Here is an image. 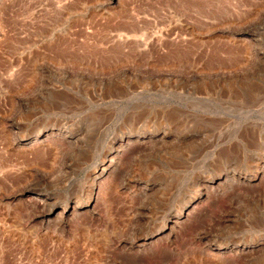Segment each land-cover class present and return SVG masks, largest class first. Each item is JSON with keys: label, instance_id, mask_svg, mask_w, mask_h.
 Segmentation results:
<instances>
[{"label": "rangeland", "instance_id": "rangeland-1", "mask_svg": "<svg viewBox=\"0 0 264 264\" xmlns=\"http://www.w3.org/2000/svg\"><path fill=\"white\" fill-rule=\"evenodd\" d=\"M263 138L264 0H0V264H264Z\"/></svg>", "mask_w": 264, "mask_h": 264}, {"label": "bare ground", "instance_id": "bare-ground-1", "mask_svg": "<svg viewBox=\"0 0 264 264\" xmlns=\"http://www.w3.org/2000/svg\"><path fill=\"white\" fill-rule=\"evenodd\" d=\"M59 1V0H58ZM61 1V0H60ZM109 1H113V0H109ZM119 1V0H118ZM208 1V0H207ZM92 2V1H91ZM105 2V1H104ZM107 2V1H106ZM204 2H206V1H204ZM218 2V1H217ZM60 3V2H59ZM215 3V2H214ZM107 4H108V2H107ZM211 4V3H210ZM237 4V3H236ZM75 5V4H74ZM103 5V4H102ZM105 5H106V3H105ZM109 5V4H108ZM31 6V5H30ZM217 6V5H216ZM222 6V5H221ZM60 7V6H59ZM27 8V7H26ZM33 8V7H32ZM46 8V7H45ZM118 8V7H117ZM206 9H208V7L206 8ZM206 9H205V12H206ZM240 9V8H239ZM39 12H41V11H39ZM30 14V13H29ZM56 14V13H55ZM21 15V14H20ZM22 16V15H21ZM33 21V20H32ZM22 22V21H21ZM27 24V23H26ZM32 25V24H31ZM52 30V29H51ZM55 45V44H54ZM53 45V46H54ZM65 45V44H64ZM86 45V44H85ZM56 46V45H55ZM59 46V45H58ZM62 46H63V44H62ZM66 46V45H65ZM57 47V46H56ZM50 49V48H49ZM24 50V49H23ZM22 50V51H23ZM21 51V50H20ZM21 51V52H22ZM28 51V50H27ZM78 51V50H77ZM50 52H52V51H50ZM67 52H68V48L67 47H60L59 46V49L58 48H55L54 49V53H55V56L56 57H58L59 59H64V57L66 56V54H67ZM69 53H70V51L68 52V55H69ZM40 54V53H39ZM27 55V54H26ZM74 55V54H73ZM72 57V56H71ZM78 57V56H77ZM54 58V57H53ZM58 59V60H59ZM42 60V59H41ZM45 60V59H44ZM49 60V59H48ZM19 61H20V59H19ZM51 61H53V60H51ZM62 61V60H61ZM46 63V64H45ZM45 65L44 64H40L41 66H38L36 69H37V71L39 72V74L41 73V71L43 72V71H57L59 74H64V73H67V72H69V70L70 71H72V72H76L77 73V71H79V70H76L77 68H74V67H70V66H67V65H64V63H63V65H57V66H55V65H52V64H50L49 62H46L45 61ZM56 64V63H55ZM79 69H81V67L79 68ZM82 71V70H81ZM37 72V73H38ZM74 72V73H75ZM75 73V74H76ZM80 73V72H79ZM14 74V73H13ZM69 76V75H68ZM59 77V76H58ZM63 77V76H62ZM77 81V80H76ZM27 98V97H26ZM21 99H19V100H17L18 102L20 101ZM24 101V100H23ZM29 101V100H28ZM24 105V104H23ZM47 125V124H46ZM42 127V126H41ZM40 128V127H39ZM39 128H37V129H39ZM44 128V127H43ZM59 128V127H58ZM34 129V128H33ZM259 129V128H258ZM53 131V130H52ZM54 133V132H53ZM58 133V132H57ZM66 134H68V133H66ZM28 135V134H27ZM51 135V132H50V130H48V131H44V130H38L31 138L32 139H34V140H37L38 138H41V139H44V138H48L49 136ZM138 135V134H137ZM53 136V135H52ZM76 136V135H75ZM263 136V135H262ZM44 137V138H43ZM77 137V136H76ZM139 137V136H138ZM19 138V137H18ZM25 138V137H24ZM66 138V137H65ZM136 139H137V137H135ZM119 139V138H118ZM124 139V138H123ZM126 139V138H125ZM128 139V138H127ZM131 139V138H130ZM133 139V138H132ZM72 141V140H71ZM127 141V140H126ZM129 141V140H128ZM127 141V142H128ZM139 141V140H138ZM143 141V140H142ZM129 143V142H128ZM134 143V142H133ZM146 143V142H145ZM72 144H74V143H72ZM118 144V143H117ZM125 144V143H124ZM263 144H264V138H263ZM119 145V144H118ZM117 145V146H118ZM123 145V144H122ZM121 145V146H122ZM117 146L115 147V149L113 150V154L114 155H116V153H117V150H119L120 148H117ZM120 146V145H119ZM124 148V147H123ZM264 148V147H263ZM117 149V150H116ZM125 149V148H124ZM264 150V149H263ZM109 152V151H108ZM261 153V152H260ZM262 153H264V152H262ZM262 153L260 154L261 155V157H259L258 158V160H257V166H256V168H255V171L249 176V178L246 180V181H250V180H253V179H255L256 180V177H259V175H258V168H261L262 167V162H263V160H262ZM118 156V155H117ZM118 158V157H117ZM117 160V159H116ZM102 163V162H101ZM110 160L108 161V164H103L102 165V170H104V169H106L107 170V168H108V166L110 165ZM93 173V178H92V181L90 182V186H89V188H88V192H87V194L85 195V198H84V201H83V203L81 204V203H78V202H75L74 203V207H72V206H68V205H66L65 203L63 204H61V206L60 207H58V206H56V205H53V204H51V205H49L48 206V208L47 209H44L45 207V205H41V203H39V205H40V207L42 208V211H40L39 212V214L38 215H36L37 217L36 218H38L41 222H48V220L50 219V217H56L57 219H59V220H62L64 217H66V216H69V215H71V213L73 214V212L76 210H78V209H76L77 207H79L80 206V208H82L83 210H86V211H89V215L91 216V217H93V215H94V208H93V204H92V201L94 202V201H96V199H97V196H98V194H97V186H98V182L96 183V179L98 180V178H99V176L100 175H102L104 172L103 171H101L100 173H98L97 171H93L92 172ZM91 173V174H92ZM227 176H225V178H226ZM224 178V175H218V176H216L213 180H216V184L217 183H222V182H224L223 179ZM249 183V182H248ZM252 184V183H251ZM144 187V186H143ZM86 188V187H85ZM207 188V187H206ZM98 189H99V187H98ZM201 190V189H200ZM205 190V189H204ZM207 191H208V189H206ZM143 191H145V190H143ZM10 194V193H9ZM198 196H200V194L198 193L197 194ZM208 195V194H207ZM198 196H196L197 198H199ZM202 196H203V194H202ZM3 198H4V196H2ZM7 197V196H6ZM11 197H13V196H11ZM195 197V198H196ZM16 198V197H15ZM80 198V197H79ZM196 198V199H197ZM208 198V197H207ZM10 199V198H9ZM13 199V198H12ZM20 199V198H19ZM50 200V199H49ZM56 200V199H55ZM54 200V201H55ZM10 201H11V199H10ZM46 201V200H45ZM54 201H52L51 203H53ZM57 201V200H56ZM75 201V200H74ZM78 201H79V199H78ZM9 202V201H8ZM44 202V201H43ZM50 202V201H49ZM35 203V202H34ZM46 203H48V202H46ZM45 203V204H46ZM194 203H195V199L193 198L192 200H188L187 201V204L186 205H184L183 206V208H181L177 213H176V218H183V217H186L187 216V214L189 213V212H192L191 210H192V208L194 207ZM8 204V203H7ZM36 204H37V202H36ZM10 205V204H9ZM32 205V204H31ZM38 205V204H37ZM38 207V206H37ZM58 207V208H57ZM7 208V207H6ZM57 209H60V210H57ZM177 209V208H176ZM7 216V215H6ZM72 216V215H71ZM180 221V220H179ZM170 224V223H169ZM167 226V225H166ZM175 226V225H174ZM164 228V227H163ZM170 232V231H169ZM151 237H148L147 239H150ZM149 241V240H148ZM154 241V240H153ZM147 243V242H146Z\"/></svg>", "mask_w": 264, "mask_h": 264}]
</instances>
